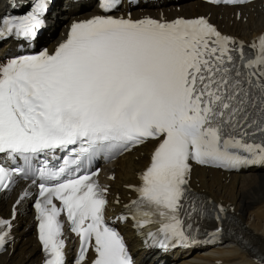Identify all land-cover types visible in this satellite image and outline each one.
I'll return each instance as SVG.
<instances>
[{
    "label": "snow or ice",
    "instance_id": "6c2138e0",
    "mask_svg": "<svg viewBox=\"0 0 264 264\" xmlns=\"http://www.w3.org/2000/svg\"><path fill=\"white\" fill-rule=\"evenodd\" d=\"M121 4L100 6L111 12ZM48 8L49 0H36L23 16L0 17V40L34 37ZM152 140L158 143L142 183L129 186L138 197L119 219L148 228V242L161 249L195 243L205 209L191 189L193 163L264 167V33L246 46L206 16L97 15L74 22L52 53L0 63V154L25 161L59 150L73 154L58 169L0 164V190L38 173L34 207L44 264H66L62 214L80 240L75 264H88L89 249L91 264H134L124 238L105 221L107 189L94 179L99 170L79 169L96 152L114 156ZM11 227L0 218V250Z\"/></svg>",
    "mask_w": 264,
    "mask_h": 264
},
{
    "label": "bare ground",
    "instance_id": "6f19581e",
    "mask_svg": "<svg viewBox=\"0 0 264 264\" xmlns=\"http://www.w3.org/2000/svg\"><path fill=\"white\" fill-rule=\"evenodd\" d=\"M165 4H167L166 1L156 5L147 4L144 8L135 9L132 12L138 16L145 13L159 16L160 10H163L168 17L205 14L210 21L217 24L220 30L244 40H249L264 31V6L261 1L230 7L208 5L197 0H185L180 4L181 11L179 12L174 10L171 4L168 5L170 8H166ZM3 5L4 0H0V10ZM84 8L87 10H83ZM237 9H240L239 18L236 16ZM96 11V4H93L92 0L81 5H75L71 1L65 0L64 6L55 12L54 17L51 16L55 18L54 22L51 17L49 20V24L53 22V28L60 26L55 38L58 40L64 37L72 19L88 17L90 13ZM65 24L66 27H63ZM48 41L46 39V42ZM152 145L153 142H148L146 145L133 149L118 160L121 162L120 166H117L118 161H116L113 168L106 171L103 179L109 185L110 199H113L115 193H118L124 200L129 199L128 195L131 191L128 186L136 184L137 175L147 163ZM116 167L118 168L116 169ZM114 171L116 172L114 180L106 179L107 174H113ZM257 172L256 169H251L246 173L226 174L216 169L194 166L191 173V185L197 191L204 193L213 203L225 205L228 212L236 216L240 229L248 240L246 244L241 245L226 239L218 246L196 247L185 251L178 250L171 255H158L157 251L147 249L145 246L140 248L138 239L134 237L128 225H124L122 230L136 260L140 264H217V262L220 264H257L255 262L257 254L264 256V175ZM18 196L17 190L0 195V211L7 205L5 214L9 217L10 205ZM228 206L232 210L228 209ZM17 208L19 211L13 221L16 226L12 230L16 242L10 253L6 252L0 255V264H38L41 253L34 236V227L31 225L33 214L25 200L17 205ZM113 208V213H115L120 209V206ZM19 252L21 256L15 258Z\"/></svg>",
    "mask_w": 264,
    "mask_h": 264
}]
</instances>
